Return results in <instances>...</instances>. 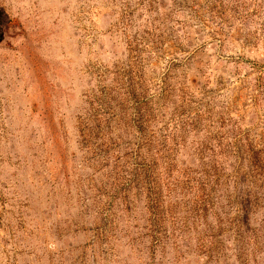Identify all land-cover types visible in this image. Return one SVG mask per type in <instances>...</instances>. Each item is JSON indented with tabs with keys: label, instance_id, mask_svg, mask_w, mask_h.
I'll return each instance as SVG.
<instances>
[{
	"label": "rangeland",
	"instance_id": "rangeland-1",
	"mask_svg": "<svg viewBox=\"0 0 264 264\" xmlns=\"http://www.w3.org/2000/svg\"><path fill=\"white\" fill-rule=\"evenodd\" d=\"M0 264H264V0H0Z\"/></svg>",
	"mask_w": 264,
	"mask_h": 264
}]
</instances>
